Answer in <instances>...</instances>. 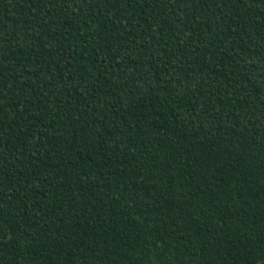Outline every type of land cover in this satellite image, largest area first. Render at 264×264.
I'll list each match as a JSON object with an SVG mask.
<instances>
[{"label": "trees", "instance_id": "trees-1", "mask_svg": "<svg viewBox=\"0 0 264 264\" xmlns=\"http://www.w3.org/2000/svg\"><path fill=\"white\" fill-rule=\"evenodd\" d=\"M0 264H264V0H0Z\"/></svg>", "mask_w": 264, "mask_h": 264}]
</instances>
